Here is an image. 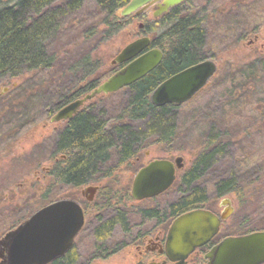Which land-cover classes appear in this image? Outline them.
<instances>
[{"label":"trees","instance_id":"16d2710c","mask_svg":"<svg viewBox=\"0 0 264 264\" xmlns=\"http://www.w3.org/2000/svg\"><path fill=\"white\" fill-rule=\"evenodd\" d=\"M129 2L0 0V85L17 80L11 88L14 95L5 99L8 103L3 106L10 117L2 115L0 121L17 118L13 122L17 127L26 119L46 116L45 111L54 112L95 89L104 63L99 47L129 24L131 16L118 14ZM241 3L245 1L237 0L230 10L225 7L218 10L211 0L204 3L188 0L148 22L145 32L153 34L152 47L164 51L163 60L145 77L124 88L128 96L116 115L109 117L103 108L99 114L85 107L47 141L45 151L54 161L52 172L57 186L73 191L90 182H100L114 169L110 164L114 155L117 163L122 164L138 157L145 148L168 147L178 140L184 130L179 118L185 103L155 106L149 96L165 79L208 57L206 25L210 28L220 21L225 22L222 30L230 35V40L237 42V36L242 37L247 14L242 13ZM57 43L62 44L57 46ZM234 70L230 68L231 83H235L236 78H245L253 84L252 79L264 78V59L238 67V73ZM261 108L264 111V104ZM251 119L246 117V130L257 125V121L250 124ZM258 122L264 125V117ZM231 139L229 132H217L211 123L204 127L198 137L196 156L177 182L178 199L165 210H141L142 219L177 216L205 206L211 210L210 198L199 181L215 168L218 158L226 154ZM255 162L249 157L237 158L236 169L212 184L214 198L234 194L237 208L241 209L252 198L264 195V184L258 182L264 177V165ZM110 188V184L104 186L102 195H109ZM42 195L45 200L40 201V206L47 202L46 192ZM133 212L135 209L131 208L129 218ZM130 220L128 223L126 210L118 209L116 218L104 221L97 229V247L100 243L101 248L108 244L116 225H121L123 235H127ZM257 230L264 229L252 228L248 223L239 229L243 234ZM97 247L94 246V254ZM53 264L89 263L82 262L73 248Z\"/></svg>","mask_w":264,"mask_h":264},{"label":"rangeland","instance_id":"374dc122","mask_svg":"<svg viewBox=\"0 0 264 264\" xmlns=\"http://www.w3.org/2000/svg\"><path fill=\"white\" fill-rule=\"evenodd\" d=\"M195 1L204 3L208 0ZM236 1L211 0V3H214L218 10L220 7L230 10L234 5L232 3ZM244 1L245 3H241V9L243 14H247L244 18V23L247 25L242 31V37L237 36V42L230 40L228 38L230 35L222 30L225 22L220 21L218 25H212L210 28L206 25L209 49L208 57L204 60L214 59L218 65V71L207 86L191 99L192 101L183 105L179 120L184 124V130L181 131L180 138L169 144L168 147L155 145L145 148L138 154V157L129 162V165H119L117 169H114L111 178H104L100 181L103 186L110 184L109 196L114 201H120V206L128 207L129 210L135 209V212L130 215L129 231L131 233L124 236L122 227L117 225L113 233L115 239L121 240L123 237L126 239L130 236L132 238L137 232L142 233L149 228L154 229L153 232L160 229L155 227V220L142 219L141 210L146 208L165 210L170 203L178 199L180 191L177 182L191 166L197 153L200 132L204 127H208L209 123L215 127L217 132H229L232 138L229 141L226 154L219 157L215 168L199 181V185L206 189L207 196L210 198L211 210L218 214L223 210L220 204L223 197L214 198L212 184L217 178L225 177L236 169L237 158L249 157L251 161H256L255 164L262 163L264 165V125L258 122L262 121L264 117V111L261 108V105L264 104V78L260 79L259 76L257 80L252 79L253 84H251V80H245V78L240 80L236 78L235 83H231L229 79L231 67L235 68L234 72L238 73V67H243L256 59H264V0ZM121 10L118 11L120 16ZM128 16L135 17V19L132 20L129 17V24L99 47V56L104 62L100 70V83L117 69V65L111 64L115 56L131 41L144 36L142 30L145 31V25L156 19L153 16L152 8L140 15L133 13ZM147 34L152 39L154 38L153 34ZM61 44L57 43V46ZM15 82L17 83V80L0 85V94L3 96V99L0 100V116L8 115L10 117V114L3 110V106L8 103V100L5 99L14 95H11V88ZM254 86L256 87L254 88ZM123 90L124 88L117 92L96 95L86 103V107L96 113L103 108L108 111L109 117L114 116L120 110V104L128 96ZM57 110L55 109L54 112L45 111L46 116L39 119H26L17 127L13 126V122L17 121V118L0 121V238L40 208V201L45 200L42 193L47 192L51 179L46 167L52 169L54 164L45 151L46 143L51 141L55 137V133L64 126L62 120L57 123L51 121ZM246 117H252L250 124L257 121L258 126L246 130L248 128ZM205 124L207 125L205 126ZM177 156L184 158L185 166L179 170L175 184L157 197L134 201L131 196V187L139 168L154 159L169 158L173 160ZM55 158L54 160L57 162L60 155ZM110 164L112 166L117 164L116 155L112 157ZM258 182L264 184V177ZM83 188L84 186L73 191H69L68 188V191H65L66 187L55 186L52 195H55L56 199L72 195V197L83 201L81 195ZM226 197L232 200L235 207L232 215L223 225L221 236H218L216 240L226 235L243 234L239 229L241 225L247 223L252 228L264 229V195L252 198L241 209L237 208L238 204L237 201L235 203L236 196L234 194H228ZM114 203L113 205H116ZM105 204L102 200V205ZM111 214L112 210L108 209L106 216ZM165 220H167L165 222V229H167L172 217H165ZM91 229L92 226L88 227L75 245L82 262L89 264H137L138 257L134 246L123 247L109 257L91 259L94 256L96 242ZM199 258V263L195 262V264L206 263L202 256Z\"/></svg>","mask_w":264,"mask_h":264},{"label":"water","instance_id":"95a60500","mask_svg":"<svg viewBox=\"0 0 264 264\" xmlns=\"http://www.w3.org/2000/svg\"><path fill=\"white\" fill-rule=\"evenodd\" d=\"M185 0H130L122 16L139 14L155 7L154 17L166 14ZM152 39L145 35L127 44L111 61L125 64L91 94L73 101L52 119L56 122L72 116L84 102L97 94H108L128 87L155 69L163 59L159 48L147 50ZM147 50V51H146ZM214 59L195 63L161 82L150 99L155 106L184 104L206 87L217 73ZM185 166L184 158H159L141 167L134 177L131 196L141 201L167 191ZM220 214L207 208H194L179 214L167 235L166 254L175 264H187L186 258L217 235L223 221L234 211L230 198L222 200ZM84 224L80 204L73 199H60L46 204L8 230L0 238V264H49L65 255ZM205 264H264V230L243 235H229L205 254Z\"/></svg>","mask_w":264,"mask_h":264},{"label":"flooded vegetation","instance_id":"af4514ba","mask_svg":"<svg viewBox=\"0 0 264 264\" xmlns=\"http://www.w3.org/2000/svg\"><path fill=\"white\" fill-rule=\"evenodd\" d=\"M186 1H188V0H185L182 3H185ZM182 3H180V4H182ZM175 7H173V8H175ZM151 8L153 9V16H154L155 7L153 6ZM151 8H149V9H151ZM142 13L143 12H141V13H139L137 15H140ZM161 16H159V17H161ZM154 18H158V17H154ZM141 27H142V25H141ZM143 31L144 30H142V33H143L144 36L145 35L149 36V34L145 33V31L144 32ZM164 56H165V53H164ZM124 65L125 64H118L116 66L117 69L113 72V74L116 71H118L120 68H122ZM88 101H90V100H88ZM88 101H86L83 104L84 106L81 109L86 107V103ZM62 107H64V106H62ZM88 111H89V109H88ZM83 112H85V111H83ZM97 113H100V110H98ZM69 120L70 119H66V120H62V121L60 120V121L64 122L63 124H64V127H65L67 125L65 123L68 122ZM53 123H57V122H53ZM62 158H65V156H63ZM124 164L129 165V160H127L125 163H122V164H118L117 163L116 165H114L113 168L117 169L119 165L121 166V165H124ZM46 168H47L46 171H47L48 175L51 178L48 190L46 192V196H47L46 204L53 203V202H55L57 200H60V199H73V200L77 201L80 204V206H81V208L83 210V214H84V224H83L81 230L79 231V233L77 234V236L75 237V240H74V243H73L72 247L65 253V255L55 259L54 261H56V260H58L60 258H63L64 256H66L68 254V252L70 250L75 248L77 240L83 234V232H85L88 229V227L92 226L91 230H93L92 232H93V235H94V237L96 239L98 237L97 233H96L97 229L103 224L104 221L116 218L118 209L126 210L127 215H128V223H129V208L128 207L124 208V207L120 206L121 205L120 201H118V200L114 201L113 198L111 196L107 195V194L102 195L104 186L100 182H97V183L96 182H90L88 184L83 185L84 188L81 190V195H82L83 201L72 197V195L71 196L67 195V196H63V197H60V198L56 199L55 195L54 196L52 195V193L54 192V187L57 186L56 182H54L55 181V176H54V174L52 172L51 167H46ZM114 169L107 176H105L104 178H111ZM178 172H179V170L177 171V176H178ZM176 181H177V179H176ZM174 184H175V182H174ZM83 186H81V187H83ZM66 188L67 189H65V191H68V187H66ZM48 191H49V193H48ZM224 198H226V196L223 197V199ZM149 199H151V198H149ZM102 200H104V202L106 203L105 205H102ZM222 200H221L220 204L222 203ZM134 201H136V200H134ZM114 202H116V203H114ZM113 203L116 204V205H113ZM221 206H222V204H221ZM108 209L112 210V214L109 215V216H106V212H107ZM146 209H148V208H146ZM142 210H144V209H142ZM177 216H172L171 223L173 222V220ZM148 220H151V221L155 220V223H154L155 227H158L160 229L157 230L156 232H153L154 229H150L149 228L146 231H143L142 233L141 232H137L135 237L130 238L131 237L130 236V237H126V239L122 238L121 240H117L113 236V233L115 232V228L117 226L116 225L115 227H113V232H112L111 238L108 240V244H106L104 246V248H101V243L99 244L98 247H97L96 244H94V246L97 247V249L95 251L96 254H94V256H92L91 259L109 257V256L117 253L118 251H120L123 247L134 246L135 250H136V253H137V257H138L137 264H175L176 262L171 261L169 259V257L167 256V254H166L167 235H168V231H169V228L171 226V223L169 224L168 228L165 229V222L167 221V220H165V217H154V218H149ZM224 222L225 221L222 222L220 230L217 233V235L215 237H213V239L208 244L195 249L186 258L187 264H195V262L199 263V260H200L199 257H201V256L204 258V260L206 262L205 254L209 251V249L213 245L217 244L223 238H225V236H224L223 238H221L219 240H216V238L218 236H221ZM120 227H122V226L120 225ZM126 228L128 230V233H131V231H129V229H130L129 224H127ZM118 247H120V248H118ZM0 261H1V259H0ZM54 261H52L49 264H53Z\"/></svg>","mask_w":264,"mask_h":264},{"label":"bare ground","instance_id":"6f19581e","mask_svg":"<svg viewBox=\"0 0 264 264\" xmlns=\"http://www.w3.org/2000/svg\"><path fill=\"white\" fill-rule=\"evenodd\" d=\"M134 14H135V13H134ZM130 15H131V14H130ZM121 16H122V15H121ZM127 16H128V15H127ZM123 17H124V16H123ZM152 48H159V47H152V42H151V45L147 48V50L152 49ZM159 49H161V48H159ZM147 50H146V51H147ZM161 50H162V49H161ZM162 52H163V58H164V51L162 50ZM162 60H163V59H162ZM205 60H206V59H205ZM202 61H203V60H202ZM199 62H200V61H199ZM160 63H161V62H160ZM196 63H198V62H196ZM194 64H195V63H194ZM115 65H118V64H115ZM192 65H193V64H192ZM158 66H159V65H158ZM158 66H157V67H158ZM190 66H191V65H190ZM153 70H154V69H153ZM111 76H112V75H111ZM108 78H109V77H108ZM108 78H107V79H108ZM107 79H106V80H107ZM165 80H166V79H165ZM104 81H105V80H104ZM104 81H103V82H104ZM103 82H101L97 87H99ZM97 87H96V88H97ZM128 87H129V86H128ZM96 88H95V89H96ZM124 88H125V87H124ZM95 89H93L91 92L87 93L86 95L91 94ZM121 89H123V88H121ZM121 89H119V90H121ZM119 90H117V91H119ZM117 91H114V92H117ZM152 92H153V91H152ZM152 92H151V94H152ZM110 93H113V92H110ZM108 94H109V93H108ZM151 94H150V96H151ZM86 95H85V96H86ZM97 95H99V94H97ZM85 96H84V97H85ZM150 96H149V98H150ZM94 97H95V96H94ZM82 98H83V97H82ZM78 99H80V98H78ZM76 100H77V99H76ZM150 100H151V99H150ZM74 101H75V100H74ZM72 102H73V101H72ZM72 102L68 103L67 105H65L64 107H62L61 109H59V110L53 115V117H54V116H55L60 110H62L63 108L67 107V106L70 105ZM151 102H152V101H151ZM84 103H85V102H84ZM180 105H181V104H180ZM82 107H83V105H81V106L77 109V111L74 112V113L72 114L71 117L66 118V119H71V118H73V117H74V116L80 111V109H81ZM53 117H52V118H53ZM52 118H51V119H52ZM66 119H62V120H66ZM59 121H60V120H59ZM56 122H57V121H56ZM138 171H139V170H138ZM138 171H137V172H138ZM136 174H137V173H136ZM246 234H247V233H246ZM211 248H212V247H211ZM211 248H210V249H211ZM210 249H209V250H210Z\"/></svg>","mask_w":264,"mask_h":264}]
</instances>
